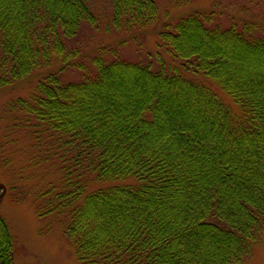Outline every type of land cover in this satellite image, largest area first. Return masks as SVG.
<instances>
[{"label":"trees","instance_id":"trees-1","mask_svg":"<svg viewBox=\"0 0 264 264\" xmlns=\"http://www.w3.org/2000/svg\"><path fill=\"white\" fill-rule=\"evenodd\" d=\"M118 30L155 21L154 0H110ZM92 24L90 0H0V86L76 54L66 39ZM191 11L159 31L181 63L157 69L98 52L92 69L48 72L12 107L58 135L57 213L78 264H238L264 236V28ZM263 27V26H262ZM261 32V33H260ZM71 57V58H70ZM214 82L232 100L199 77ZM87 176L110 184L89 191ZM91 180V179H90ZM1 191V188H0ZM0 264L14 240L0 215Z\"/></svg>","mask_w":264,"mask_h":264},{"label":"rangeland","instance_id":"rangeland-1","mask_svg":"<svg viewBox=\"0 0 264 264\" xmlns=\"http://www.w3.org/2000/svg\"><path fill=\"white\" fill-rule=\"evenodd\" d=\"M154 1L158 7L155 21L146 28L128 32L113 26L110 0H90L95 22H83L77 33L66 39L68 48L76 52L70 57L71 63L60 70V62L54 59L50 66L0 86V184L4 186L0 215L7 220L14 240V264H78V260L62 228V215L53 212L39 215L36 210L43 199L42 193L51 187L55 191L64 188L60 166L70 153L58 135L40 130L34 121L13 108V100L27 98L37 81L48 72H59L64 81L79 79L83 72L77 66L92 69L91 59L98 52L110 57L117 52L124 59L149 64L153 69L164 62L179 65L181 61L169 54L161 42L159 31L171 28L178 17L194 10L212 13L215 22L224 25L233 19H246L258 21L260 28H264V0ZM199 77L233 106L232 100L214 82ZM85 180L88 191L110 184L97 182L91 176ZM238 264H264V236Z\"/></svg>","mask_w":264,"mask_h":264},{"label":"water","instance_id":"water-1","mask_svg":"<svg viewBox=\"0 0 264 264\" xmlns=\"http://www.w3.org/2000/svg\"><path fill=\"white\" fill-rule=\"evenodd\" d=\"M0 187H2L3 188V190L1 191V193H0V196L3 194V192H4V186L2 185V184H0Z\"/></svg>","mask_w":264,"mask_h":264}]
</instances>
